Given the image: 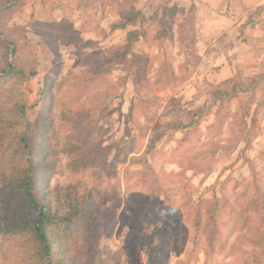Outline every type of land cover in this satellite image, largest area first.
Returning <instances> with one entry per match:
<instances>
[{"label": "rangeland", "instance_id": "374dc122", "mask_svg": "<svg viewBox=\"0 0 264 264\" xmlns=\"http://www.w3.org/2000/svg\"><path fill=\"white\" fill-rule=\"evenodd\" d=\"M192 2L20 0L5 18L29 78L0 75V105L24 95L51 194L84 209L55 225L67 264H264L261 11L204 45ZM25 213L0 186V218ZM0 264H40L30 235L0 236Z\"/></svg>", "mask_w": 264, "mask_h": 264}, {"label": "trees", "instance_id": "16d2710c", "mask_svg": "<svg viewBox=\"0 0 264 264\" xmlns=\"http://www.w3.org/2000/svg\"><path fill=\"white\" fill-rule=\"evenodd\" d=\"M19 1H0V48L7 58L6 65L0 67V75L21 74L22 80H25L29 75H25V68L17 57L20 42L8 32L5 21L6 17L17 10L15 6ZM189 11L195 15L196 3H191ZM137 12L141 13V10ZM124 16L128 21L136 19L133 13ZM126 24L122 22L116 26L124 27ZM128 34L133 42L147 36L146 32L137 29ZM47 42L52 43L50 38ZM35 73L32 71L30 75ZM27 105V99L22 93L18 94L10 106L0 105V186L17 189L18 198L26 206L25 214L16 218H0V236L28 234L34 243L35 255L40 264H67L68 257L60 254V241L55 225L59 222H73L84 209L80 207L81 203H75L72 199L66 202L67 206L51 194L45 175L54 169L56 159L51 157L52 146L48 135L33 129ZM261 200L264 217V191L261 193ZM217 224L214 221L210 242L218 232ZM257 264H263L262 260L258 259Z\"/></svg>", "mask_w": 264, "mask_h": 264}, {"label": "crops", "instance_id": "0c3cea01", "mask_svg": "<svg viewBox=\"0 0 264 264\" xmlns=\"http://www.w3.org/2000/svg\"><path fill=\"white\" fill-rule=\"evenodd\" d=\"M197 6V31L204 45L212 44L216 34L224 31H235L237 26L246 20V12L239 7L248 6L249 12L259 9L260 14L255 18V26H249L256 40L263 39L264 30V0H195ZM231 3L230 14L226 8ZM239 8V9H238Z\"/></svg>", "mask_w": 264, "mask_h": 264}]
</instances>
